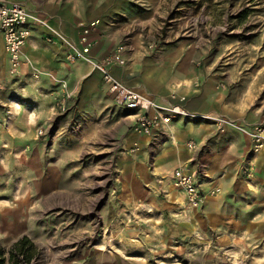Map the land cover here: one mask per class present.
<instances>
[{"label":"rangeland","instance_id":"1","mask_svg":"<svg viewBox=\"0 0 264 264\" xmlns=\"http://www.w3.org/2000/svg\"><path fill=\"white\" fill-rule=\"evenodd\" d=\"M35 2L67 35L60 25L79 30L96 21L98 54L123 46L118 78L137 80L132 87L185 113L144 134L131 110L102 90L91 63L65 58L81 72L92 68L71 79L26 54L28 70L14 76L1 58L4 256L26 235L36 249L22 264H94L114 254L160 264H264V188H201L204 202L190 207L170 180L176 166L200 165L212 142L228 141L216 152L258 154L246 131L264 124V0ZM160 79L166 93L144 88Z\"/></svg>","mask_w":264,"mask_h":264},{"label":"built area","instance_id":"2","mask_svg":"<svg viewBox=\"0 0 264 264\" xmlns=\"http://www.w3.org/2000/svg\"><path fill=\"white\" fill-rule=\"evenodd\" d=\"M27 1L0 0V36L3 39L9 71L12 75L22 74L21 65L26 57L24 46L34 28L43 27L45 41L51 44L57 43L63 49L65 58L68 60L83 59L100 72L102 90L112 93L119 106L131 110L129 115L133 119L132 125L135 130L144 134L151 133L160 125L169 122L175 115L174 113H185L179 104L168 106L157 103L152 96L145 95L115 76L113 69L120 65L123 66L126 62L122 45L98 57L92 54L94 46L98 44V38L94 33L96 21L81 22L77 38H73L56 26H52L42 13L30 9ZM32 73L33 76L38 75L36 69ZM172 96L176 94L172 93ZM177 99L182 101L184 96H178ZM222 120L218 118L219 123ZM246 132L253 145V150L257 153H264V124H254ZM188 143L189 148H194L197 144L192 141ZM196 176L187 168L176 166L170 177L174 187L181 190L190 207L200 205L205 197Z\"/></svg>","mask_w":264,"mask_h":264},{"label":"crops","instance_id":"3","mask_svg":"<svg viewBox=\"0 0 264 264\" xmlns=\"http://www.w3.org/2000/svg\"><path fill=\"white\" fill-rule=\"evenodd\" d=\"M27 5L29 8H33L41 11L42 13H48V7L35 2V0H28ZM40 12V13H41ZM44 13V14H45ZM50 14V13H49ZM55 14L52 13L50 15ZM56 16V15H55ZM61 20L60 17H54L53 21ZM56 23V22H54ZM59 26V24L57 25ZM70 30L64 28L65 26L60 27L64 29L70 36L77 38L78 30L73 28V22L70 23ZM45 30L43 27H35L32 35L28 38L24 50L28 57L33 60L41 68H46L50 71H54L59 75L67 76L71 79H82L87 76L92 70L91 66L84 72H81V69L78 67V63H69L65 61V55L63 49L56 43L51 44L45 41ZM92 54L95 56H100L96 50L93 49ZM5 60L6 64L9 66L7 53L5 52L3 39L0 36V60ZM28 70L27 64L25 62L21 65L22 75ZM80 73V74H79ZM100 73V72H99ZM113 73L117 77H123L118 69L114 68ZM80 76H79V75ZM91 76L95 78L99 77V74L96 71H93ZM78 77V78H77ZM101 77V75H100ZM122 78V79H123ZM143 77L139 78L140 82ZM155 80V79H154ZM137 80L129 79L127 81L128 85H136ZM126 83V84H127ZM146 90L157 93H166L167 86L166 81L164 83L163 79L159 80L155 85H150L144 87ZM236 141V140H235ZM220 145H216L215 142L210 143L212 149L210 151H205L200 154V165L197 164L192 168H187L197 175L198 181L200 182L201 188H264V153H258L253 157L247 158L246 154L235 152L228 153L226 151L216 152L214 149L217 146L218 150H226L228 141H218ZM231 143V142H230ZM250 161L251 164H248ZM253 163V164H252ZM199 170V172H198ZM244 170V172H242ZM246 173V174H245ZM204 202V201H203ZM219 205V203L215 204ZM99 257V255H97ZM111 256V255H110ZM117 256V255H116ZM120 259H116L115 254L113 259H104L96 260L94 264H160L152 260H138L135 258H123L119 256Z\"/></svg>","mask_w":264,"mask_h":264},{"label":"trees","instance_id":"4","mask_svg":"<svg viewBox=\"0 0 264 264\" xmlns=\"http://www.w3.org/2000/svg\"><path fill=\"white\" fill-rule=\"evenodd\" d=\"M36 249V244L26 235L17 239L7 251V256H4V251L0 247V264H22V260L30 258Z\"/></svg>","mask_w":264,"mask_h":264}]
</instances>
